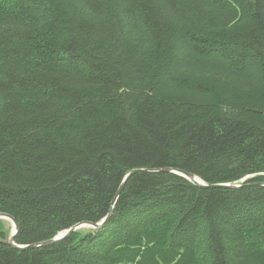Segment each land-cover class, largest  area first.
Returning a JSON list of instances; mask_svg holds the SVG:
<instances>
[{"label":"trees","instance_id":"trees-1","mask_svg":"<svg viewBox=\"0 0 264 264\" xmlns=\"http://www.w3.org/2000/svg\"><path fill=\"white\" fill-rule=\"evenodd\" d=\"M264 182V0H0V213L15 243L99 223L127 175ZM0 264H264V186L138 172L113 217Z\"/></svg>","mask_w":264,"mask_h":264},{"label":"water","instance_id":"water-1","mask_svg":"<svg viewBox=\"0 0 264 264\" xmlns=\"http://www.w3.org/2000/svg\"><path fill=\"white\" fill-rule=\"evenodd\" d=\"M138 172L150 173V174L160 173V172L171 173V174H175V175L181 176L183 178H186L189 181H191L192 183H194L195 185L201 186V187H204V188L238 189V188H241L243 186H248V185H251V184L255 185V186H264V182L248 183L247 181L249 180V177L241 180V183H236V184H231V183L208 184L204 180L199 178L198 176H196V175H194L192 173H188V172L179 170V169H174V168L138 169V170H134V171L130 172L127 175V177L123 181L122 185L120 186V188H119V190H118V192H117V194H116V196H115V198H114V200L112 202V205H111V208H110V211H109L108 215L101 222H99V223L82 222V223H79V224L71 227L70 229L64 231L59 236H57V237H55L53 239H50V240H47V241H44V242H41V243H38V244H32V245H29V246H18L15 243V241H16V238H17V235H18V232H19V224H18V222L16 221V219L12 215L1 212L0 213V219L1 218L8 219L13 224V234L5 242L7 244H9V245L15 246V247L20 248V249H26V248L36 249V248H41V247L52 246V245H55L57 243L63 242L65 240H67L69 237H71V235L73 233H75L77 230H79L81 228H84V227H90L93 231H97V230H100V229L104 228L107 225V223L111 220V218L113 217L114 210H115V205L117 203V200H118L120 194L122 193V191L124 189V186H125V183H126L127 179L130 176H132L133 174L138 173Z\"/></svg>","mask_w":264,"mask_h":264},{"label":"rangeland","instance_id":"rangeland-1","mask_svg":"<svg viewBox=\"0 0 264 264\" xmlns=\"http://www.w3.org/2000/svg\"><path fill=\"white\" fill-rule=\"evenodd\" d=\"M0 222H1V227L6 231V232H10L11 235L13 234V224L10 220L8 219H4V218H1L0 219ZM91 228L90 227H84V228H81L77 231H80V230H90ZM76 231V232H77Z\"/></svg>","mask_w":264,"mask_h":264}]
</instances>
